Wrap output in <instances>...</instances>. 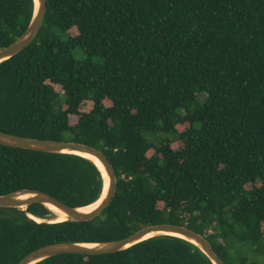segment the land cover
<instances>
[{
	"label": "trees",
	"instance_id": "obj_1",
	"mask_svg": "<svg viewBox=\"0 0 264 264\" xmlns=\"http://www.w3.org/2000/svg\"><path fill=\"white\" fill-rule=\"evenodd\" d=\"M34 13L35 0H0V49ZM0 131L92 146L117 176L111 205L88 222L0 207V264L158 224L199 233L225 264H264V0H47L35 41L0 64ZM21 189L85 208L104 177L80 156L0 145V195ZM38 264L212 262L158 236Z\"/></svg>",
	"mask_w": 264,
	"mask_h": 264
},
{
	"label": "water",
	"instance_id": "obj_2",
	"mask_svg": "<svg viewBox=\"0 0 264 264\" xmlns=\"http://www.w3.org/2000/svg\"><path fill=\"white\" fill-rule=\"evenodd\" d=\"M46 13L47 0H35V13L29 26L24 31V33L13 43L5 48L0 49V64L17 56L35 41L43 26ZM0 145L16 149L33 150L45 153L69 154L76 156H80L77 155V153H80L83 155H87L100 163L108 178V186L107 188H105L104 182V189L99 198V200H101L99 205L88 212L81 211L82 208H72L45 192L33 189H21L6 195H0L1 208L22 209L23 211H26L28 213L27 208L30 205L41 204L46 208L47 206L54 207L61 213L65 214L67 216L66 221L88 222L101 216L102 213L111 205L115 197L117 190V176L114 167L111 164L109 158L102 151L92 146L69 141H56L33 137H22L5 133L3 131H0ZM86 159L95 163L99 168L96 162L89 158ZM163 233H177L182 237L176 238L186 240L198 247L212 262V264H225L218 253L215 251L212 244L204 236L191 230L190 228L173 224H158L148 226L123 239L99 244L59 243L43 246L29 253L24 259H22L19 264H38L39 262L46 259L66 254H114L125 251L148 239L162 236L160 234Z\"/></svg>",
	"mask_w": 264,
	"mask_h": 264
},
{
	"label": "bare ground",
	"instance_id": "obj_3",
	"mask_svg": "<svg viewBox=\"0 0 264 264\" xmlns=\"http://www.w3.org/2000/svg\"><path fill=\"white\" fill-rule=\"evenodd\" d=\"M77 155H80L81 157L89 158V159L93 160L94 162H96L98 164L99 168L102 170V174H103L104 182H105V188H107V186H108V178H107V175H106L103 167L100 165V163L97 160H95V159H93V158H91V157H89L87 155H83V154H80V153H77ZM100 201L101 200H99L98 202L94 203L93 205H90L88 207L82 208L81 211L88 212V211L93 210L95 207H97V205H99ZM47 208L51 211V214H52V216L50 217L51 221L60 222V221H66L67 220V216L65 214L61 213L60 211H58L57 209H55L54 207L47 206ZM30 218L33 219V220L39 221V222L42 221V219H39V218H36V217L30 216ZM160 235H162V236H171V237H182L181 235H179L177 233H163V234H160Z\"/></svg>",
	"mask_w": 264,
	"mask_h": 264
},
{
	"label": "rangeland",
	"instance_id": "obj_4",
	"mask_svg": "<svg viewBox=\"0 0 264 264\" xmlns=\"http://www.w3.org/2000/svg\"><path fill=\"white\" fill-rule=\"evenodd\" d=\"M74 55H75V57H76L77 59H79V60L84 59V56H83L82 52L79 51V50H76V51L74 52ZM93 60H94L95 62H100V60L97 59V58H94ZM204 99H205V95H204V94H200V95H199V101H200V102H203ZM183 113H185V112H183ZM162 137H164V136H162ZM249 255H250L251 257H254V256H255V255H253V254L250 253V252H249Z\"/></svg>",
	"mask_w": 264,
	"mask_h": 264
}]
</instances>
